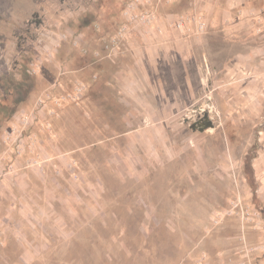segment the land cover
Wrapping results in <instances>:
<instances>
[{
    "label": "rangeland",
    "instance_id": "rangeland-1",
    "mask_svg": "<svg viewBox=\"0 0 264 264\" xmlns=\"http://www.w3.org/2000/svg\"><path fill=\"white\" fill-rule=\"evenodd\" d=\"M130 2L0 0V264H264V0Z\"/></svg>",
    "mask_w": 264,
    "mask_h": 264
},
{
    "label": "built area",
    "instance_id": "built-area-1",
    "mask_svg": "<svg viewBox=\"0 0 264 264\" xmlns=\"http://www.w3.org/2000/svg\"><path fill=\"white\" fill-rule=\"evenodd\" d=\"M140 1L141 0H131V2L127 5L126 15H128L129 20L131 22L143 24L145 26L155 25L156 18L153 14H151L150 12L139 11ZM176 27L182 30H184L185 28H187L188 30L196 29L200 32L206 29V22L201 16L194 15L179 19L176 22Z\"/></svg>",
    "mask_w": 264,
    "mask_h": 264
},
{
    "label": "crops",
    "instance_id": "crops-1",
    "mask_svg": "<svg viewBox=\"0 0 264 264\" xmlns=\"http://www.w3.org/2000/svg\"><path fill=\"white\" fill-rule=\"evenodd\" d=\"M206 2H210V6L213 7L214 6V3L215 4L217 3V0H206ZM214 8H215V6H214ZM241 9H242V11L244 10V13H252L253 14L254 12L255 13L258 12V8L255 5L250 6V7H244V6H242ZM161 26L162 27H165V25H161ZM176 33L178 35H176ZM173 34H175L177 36L176 40H182V39H179L180 37H190V36L186 35L185 33H181V32L178 33L176 31H174ZM209 48H210V46H205L203 49L209 51ZM250 56H252V55H250ZM252 58H253V56L251 57V59ZM244 59H246V57Z\"/></svg>",
    "mask_w": 264,
    "mask_h": 264
},
{
    "label": "trees",
    "instance_id": "trees-1",
    "mask_svg": "<svg viewBox=\"0 0 264 264\" xmlns=\"http://www.w3.org/2000/svg\"><path fill=\"white\" fill-rule=\"evenodd\" d=\"M1 107H2V106H0V114H1V111L4 112V110H5V111L7 110V108L4 109V107H2V108H1ZM2 109H3V110H2Z\"/></svg>",
    "mask_w": 264,
    "mask_h": 264
}]
</instances>
